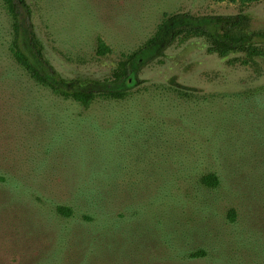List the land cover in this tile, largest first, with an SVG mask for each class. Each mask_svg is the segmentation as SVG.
Here are the masks:
<instances>
[{
    "label": "rangeland",
    "instance_id": "obj_1",
    "mask_svg": "<svg viewBox=\"0 0 264 264\" xmlns=\"http://www.w3.org/2000/svg\"><path fill=\"white\" fill-rule=\"evenodd\" d=\"M25 1L44 58L94 97L29 77L0 0V264H264V56L181 33L104 93L165 15L243 13L264 30V0Z\"/></svg>",
    "mask_w": 264,
    "mask_h": 264
},
{
    "label": "trees",
    "instance_id": "obj_2",
    "mask_svg": "<svg viewBox=\"0 0 264 264\" xmlns=\"http://www.w3.org/2000/svg\"><path fill=\"white\" fill-rule=\"evenodd\" d=\"M13 21V40L9 48L17 63L26 71L31 79L46 86L65 98H71L85 107L93 100V91L82 87L76 79L63 78L55 68L44 58L43 47L34 33L30 22L31 9L25 0H3ZM230 3L247 5L260 0H221ZM181 33L205 36L210 42V52L226 56L230 52L243 51L251 59L255 56H264V30L251 28V19L248 14L235 15H204L195 17L188 13L165 15L155 35L139 50L126 60L120 61L114 70L116 86L104 91L111 97L117 98L123 94L124 78L129 73V64L138 56L162 49L168 40L172 41ZM24 38L27 39L24 42ZM169 38V39H168ZM168 39V40H167ZM169 41V42H170ZM99 50H108V47L99 40ZM247 63V61H244ZM204 183L215 187L220 183L216 174L204 177ZM60 210H66L61 209ZM204 249L189 253V259L206 256Z\"/></svg>",
    "mask_w": 264,
    "mask_h": 264
}]
</instances>
